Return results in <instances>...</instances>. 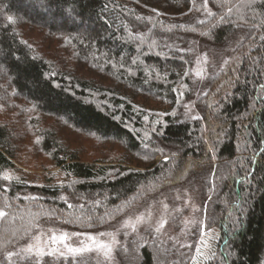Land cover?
<instances>
[{
	"label": "trees",
	"instance_id": "1",
	"mask_svg": "<svg viewBox=\"0 0 264 264\" xmlns=\"http://www.w3.org/2000/svg\"><path fill=\"white\" fill-rule=\"evenodd\" d=\"M196 42L234 43L201 92ZM82 141L121 155L89 161ZM23 147L53 166L41 182L15 168L36 161ZM184 183L216 235L207 264H264V0H0V264L40 223L97 231ZM156 240L119 263H189Z\"/></svg>",
	"mask_w": 264,
	"mask_h": 264
},
{
	"label": "rangeland",
	"instance_id": "2",
	"mask_svg": "<svg viewBox=\"0 0 264 264\" xmlns=\"http://www.w3.org/2000/svg\"><path fill=\"white\" fill-rule=\"evenodd\" d=\"M233 44L215 48L193 43V82H196L199 92L202 90L204 80L226 64L231 56ZM192 101L194 100L190 102ZM193 106H190L189 110L194 111ZM82 142L78 148L83 151L85 157H89L87 159L89 161L94 159V156H91L93 153L121 155L118 147L99 145L91 141ZM23 143L30 145V148L32 146L28 140H24ZM29 152L28 148L23 147L19 155H36V161H28L25 165L15 161L14 166L22 174L27 175V181L36 182L38 179V182H41L39 176L46 173L41 171L42 167L53 166L37 148L33 151L34 154ZM55 172L56 169L50 171ZM58 179L60 177L56 180ZM204 220L205 203L201 199L199 186L195 183H184L150 197L143 204L134 206L129 212L97 231L78 232L66 229L58 223H40L35 229L25 232L20 237L22 241L8 252L7 258L11 264L26 261L39 264L44 256L53 258L84 256L95 264H120L117 249L125 246L129 239L147 235L157 238L155 246L159 243L171 250L175 257L189 259L188 264H207L217 248V240L214 229L205 230ZM161 223L163 227L160 226ZM52 237L57 239L53 241ZM60 237L64 239L60 240ZM89 237L95 242L89 240ZM69 248L82 250L69 252Z\"/></svg>",
	"mask_w": 264,
	"mask_h": 264
},
{
	"label": "snow or ice",
	"instance_id": "3",
	"mask_svg": "<svg viewBox=\"0 0 264 264\" xmlns=\"http://www.w3.org/2000/svg\"><path fill=\"white\" fill-rule=\"evenodd\" d=\"M9 20H10V22H11V18H9ZM5 216V212L4 211H2V210H0V217H4ZM161 227H163V223H161V225H160ZM57 238L56 237H52V240L53 241H55ZM64 239V237H60V240H63ZM89 240H93V238L92 237H89L88 238ZM93 242H95L94 240H93ZM99 247H106L105 245H98ZM82 250V249H81ZM81 250H78V249H72V248H69L68 249V251L69 252H76V251H81Z\"/></svg>",
	"mask_w": 264,
	"mask_h": 264
}]
</instances>
